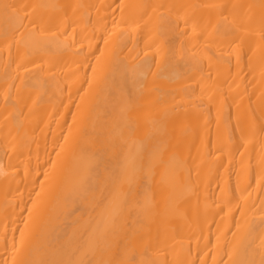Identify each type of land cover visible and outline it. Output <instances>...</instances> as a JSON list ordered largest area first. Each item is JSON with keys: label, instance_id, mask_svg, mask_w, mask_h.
I'll return each instance as SVG.
<instances>
[{"label": "bare ground", "instance_id": "1", "mask_svg": "<svg viewBox=\"0 0 264 264\" xmlns=\"http://www.w3.org/2000/svg\"><path fill=\"white\" fill-rule=\"evenodd\" d=\"M0 264H264V0H0Z\"/></svg>", "mask_w": 264, "mask_h": 264}]
</instances>
